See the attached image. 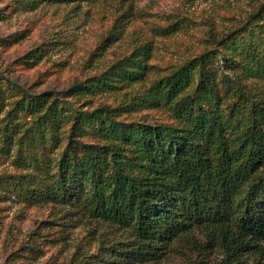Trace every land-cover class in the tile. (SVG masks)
Listing matches in <instances>:
<instances>
[{
  "label": "trees",
  "instance_id": "trees-1",
  "mask_svg": "<svg viewBox=\"0 0 264 264\" xmlns=\"http://www.w3.org/2000/svg\"><path fill=\"white\" fill-rule=\"evenodd\" d=\"M92 1L31 0L34 5ZM147 59V49L133 51L61 98L19 90L7 116L21 113L32 123L19 136L18 148L42 149L47 139L58 144L65 128L50 185L39 188L36 174L27 181L18 177L23 202L73 200L89 218L129 233L131 248L108 249L126 261H156L160 247L197 234L203 241L195 243L219 249L229 264L247 258L264 264V96L248 97L241 87L242 80L264 83V5L214 49L152 84L149 102L167 107L170 122L126 120L121 115L134 111L128 105L75 110L63 99L78 101L142 82ZM217 68L236 74L217 76ZM229 82L235 88L227 97L219 85Z\"/></svg>",
  "mask_w": 264,
  "mask_h": 264
},
{
  "label": "rangeland",
  "instance_id": "rangeland-1",
  "mask_svg": "<svg viewBox=\"0 0 264 264\" xmlns=\"http://www.w3.org/2000/svg\"><path fill=\"white\" fill-rule=\"evenodd\" d=\"M262 5L264 0H94L55 5L0 0V264H229L219 249L195 243L203 241L197 234L160 247L156 261H126L109 255L108 249L131 248L129 233L89 218L73 200L23 202L15 184L18 177L27 181L36 174L39 188L50 185L49 172L65 144V128L58 144L47 139L42 149L28 151L18 148L17 140L31 119L21 113L12 119L7 112L19 90L61 98L74 84L90 83L133 51L147 49L142 82L78 101L63 99L75 110L128 105L134 111L121 115L126 120L170 122L167 107L149 102L152 84L204 50L214 49ZM221 72L228 78L236 74L216 69L217 76ZM229 83L219 85L227 97L235 88ZM241 85L248 97L264 96L259 80H242ZM31 154L36 156L33 162ZM17 157L26 162H15ZM255 262L247 258L243 264Z\"/></svg>",
  "mask_w": 264,
  "mask_h": 264
}]
</instances>
